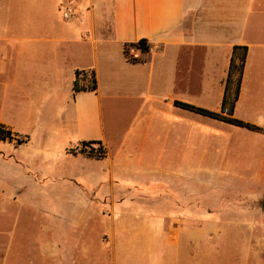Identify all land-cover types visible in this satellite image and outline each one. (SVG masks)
I'll return each instance as SVG.
<instances>
[{"label":"crops","instance_id":"1","mask_svg":"<svg viewBox=\"0 0 264 264\" xmlns=\"http://www.w3.org/2000/svg\"><path fill=\"white\" fill-rule=\"evenodd\" d=\"M66 6L75 7L78 16L61 27ZM143 39L149 41L150 52L132 51L144 61L130 63L124 46ZM235 46H248L249 52L234 117L264 128L256 113L242 112V107L252 110L264 101V0H0V96L11 91L44 102L38 111L44 122L37 125L45 133L43 143L50 147L55 139L62 140L66 158L55 172L64 173L67 165L75 170L71 180L78 183V170L101 169L92 192H82L91 210L98 207L97 218L111 221L114 228L101 239L105 251L114 248L115 253L111 259L102 255L96 264H128L139 253L133 245L143 230L131 228L127 220L116 227L124 217V202L130 209L140 207L141 218L149 221L145 243L161 248L156 264H205L204 237L190 229L204 225L206 204L218 196L206 193V164L212 157L219 159L222 150L232 165L234 156L239 157L232 152L236 132L257 137V145L264 144V133L181 109L175 102L220 113ZM78 70H94L96 91L74 96ZM0 127L19 134L1 118ZM30 141L17 145L0 140L15 149ZM88 141L101 142L107 157L97 160L79 153L81 143ZM173 148L177 156L181 153L175 173L172 153L168 162ZM2 155L0 160L6 161ZM168 180L182 185L171 188ZM106 186L123 195L102 196ZM219 199L216 207L222 204ZM1 202L6 198L0 187ZM47 213L60 218L53 210ZM0 214V264H13L19 224L8 231L6 208ZM26 227L29 238L21 244L26 242L29 250L21 264H62V248L54 252L41 246L34 219Z\"/></svg>","mask_w":264,"mask_h":264},{"label":"rangeland","instance_id":"2","mask_svg":"<svg viewBox=\"0 0 264 264\" xmlns=\"http://www.w3.org/2000/svg\"><path fill=\"white\" fill-rule=\"evenodd\" d=\"M59 21L61 27L71 22L64 20L62 13ZM262 72L264 73V69ZM62 87L65 88V85ZM43 103L38 96L28 99L11 91H4L0 96V118L14 126L20 136L31 138L30 143L20 149H15L8 145L9 143L0 142V153H3L2 156L6 155V161L0 160V187L6 198L5 203H0V208H6L8 231H11V227L14 228L16 223L19 224L14 239V250L18 256L12 263L21 264L26 261L29 248L26 242L23 245L21 241L29 238L26 226L32 219L37 223L39 232L37 237L42 247L54 252L62 248L64 254L62 264H88L89 260L96 264L100 262L102 255L110 256L111 259L115 249L105 251L101 234L114 227L110 224L111 221L107 223L104 219L97 218L100 216L97 212L98 207L93 205L91 210L90 199L83 193L85 189L88 190H85L87 193L92 192L93 188L90 187L102 176L101 169L99 167L78 170L82 176L78 183L71 180L75 170L69 171L67 165L64 173L55 172L58 167H63L66 158L62 153V140L55 139L50 147L43 143L45 133L43 134L37 127L39 120L44 122L38 115ZM242 108L244 115L256 113L255 119L264 122V101H258L252 110ZM56 124L57 122L54 123ZM45 125L52 127L53 122L45 121ZM244 132L253 134L249 131ZM235 134L232 152L239 157L234 156L236 159H232V165L228 163V158L222 154V150L219 159L210 158V165L206 164V168L210 169L204 174L206 193L215 192L218 196L215 199L209 198L206 204L204 225L199 229H190V232L198 231L199 236L204 237L205 264H264V144L257 145L260 141L255 136H244L245 133L238 132ZM112 137L113 147L116 139L114 135ZM246 153L251 158L245 159L241 156ZM169 156L172 161V172L175 173L179 170L177 165L180 163L181 153L177 156L173 148L169 149L168 162ZM207 160L209 161V158ZM53 163L57 165L54 166ZM40 174L43 177L39 180ZM45 177L54 181H46ZM128 178L132 179L130 176ZM165 182L171 185V188L182 185L176 180ZM22 190L25 191L23 194ZM101 191L102 196L123 195L122 191L109 186L102 188ZM218 199L222 204L216 207ZM124 203L122 209L120 208V216L123 214L124 217L116 222L117 229L118 224L127 220L133 225L131 228L139 227L144 233L133 245L135 251H139L136 259H131L128 264H156L154 259L161 248L159 246L158 250H153L148 242L145 243V238L150 233L147 227L149 221L141 218L144 214L140 212V207L130 209ZM22 205L24 208H19ZM66 206L71 207L66 209ZM52 210L53 215H57L59 219L54 220L51 214L47 213ZM80 250L85 251L87 255H80ZM118 254L124 255L121 248Z\"/></svg>","mask_w":264,"mask_h":264},{"label":"trees","instance_id":"3","mask_svg":"<svg viewBox=\"0 0 264 264\" xmlns=\"http://www.w3.org/2000/svg\"><path fill=\"white\" fill-rule=\"evenodd\" d=\"M150 48L151 46L149 41L143 39L136 43L126 44L124 46V54L130 63L135 64L143 62L144 60L135 57L132 51L140 50L143 53H148L150 52ZM248 52V46H235L233 49L228 78L225 85L222 111L220 113L212 112L204 108L182 102H175V106L196 114L220 120L236 127L245 128L253 132L264 133V128L234 117L236 105L240 98ZM97 88L98 85L94 70L76 71V79L73 88L74 96L79 92L96 91ZM0 140L15 142L17 145H21L23 143H27L29 137H22L19 134L13 133L11 130L0 127ZM78 151L87 157L97 160L105 159L108 154L107 149L99 141L83 142L81 143V148Z\"/></svg>","mask_w":264,"mask_h":264},{"label":"built area","instance_id":"4","mask_svg":"<svg viewBox=\"0 0 264 264\" xmlns=\"http://www.w3.org/2000/svg\"><path fill=\"white\" fill-rule=\"evenodd\" d=\"M62 10V17L66 21H72L78 16V10L75 7L66 6Z\"/></svg>","mask_w":264,"mask_h":264}]
</instances>
